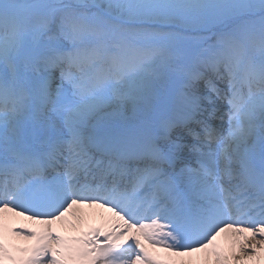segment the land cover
I'll use <instances>...</instances> for the list:
<instances>
[{"label":"snow or ice","instance_id":"1","mask_svg":"<svg viewBox=\"0 0 264 264\" xmlns=\"http://www.w3.org/2000/svg\"><path fill=\"white\" fill-rule=\"evenodd\" d=\"M0 264H264V0H0Z\"/></svg>","mask_w":264,"mask_h":264},{"label":"bare ground","instance_id":"2","mask_svg":"<svg viewBox=\"0 0 264 264\" xmlns=\"http://www.w3.org/2000/svg\"><path fill=\"white\" fill-rule=\"evenodd\" d=\"M161 255H163V253H161Z\"/></svg>","mask_w":264,"mask_h":264}]
</instances>
